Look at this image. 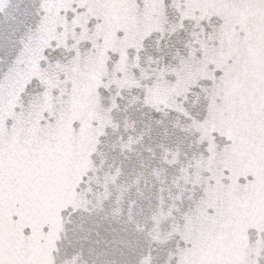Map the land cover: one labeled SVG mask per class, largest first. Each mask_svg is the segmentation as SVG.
Listing matches in <instances>:
<instances>
[{
	"label": "snow or ice",
	"instance_id": "1",
	"mask_svg": "<svg viewBox=\"0 0 264 264\" xmlns=\"http://www.w3.org/2000/svg\"><path fill=\"white\" fill-rule=\"evenodd\" d=\"M0 264H264V0H0Z\"/></svg>",
	"mask_w": 264,
	"mask_h": 264
}]
</instances>
